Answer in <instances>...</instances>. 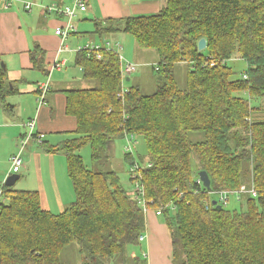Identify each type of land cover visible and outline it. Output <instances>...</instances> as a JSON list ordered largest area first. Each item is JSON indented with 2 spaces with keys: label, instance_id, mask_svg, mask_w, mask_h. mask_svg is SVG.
<instances>
[{
  "label": "trees",
  "instance_id": "16d2710c",
  "mask_svg": "<svg viewBox=\"0 0 264 264\" xmlns=\"http://www.w3.org/2000/svg\"><path fill=\"white\" fill-rule=\"evenodd\" d=\"M117 21L95 19L91 33H128L141 48L155 50L157 89L145 94L135 85L124 92L114 50H104L102 59L77 52L76 64L90 82L65 91L77 136L53 145L38 133L47 152L66 155L76 199L54 213L42 207L39 191L5 184L0 264H64L62 252L73 242L80 244L82 264H147L128 247L141 245L150 210L169 226L181 264H264V117H254L258 107L251 104L264 98V0H166L156 14L126 17L122 27ZM202 38L207 47L200 51ZM45 54L38 44L31 49L36 69L46 71ZM236 54L247 63V79H232L229 61ZM3 64L0 59V101L9 110L7 99L18 89ZM179 65L188 67L185 85L177 81ZM126 135L146 143L140 174L146 207L134 192L133 154L124 153L128 183L116 170L89 169L79 154L90 145L94 164L110 163L114 141ZM243 185L255 195L236 196L241 210L212 203L216 192Z\"/></svg>",
  "mask_w": 264,
  "mask_h": 264
},
{
  "label": "crops",
  "instance_id": "0c3cea01",
  "mask_svg": "<svg viewBox=\"0 0 264 264\" xmlns=\"http://www.w3.org/2000/svg\"><path fill=\"white\" fill-rule=\"evenodd\" d=\"M5 1L7 0H0V59L4 62L8 77L16 84L18 91L10 95L9 100L7 99L11 107L9 110H4L0 101V184L6 182L14 174L11 173V159L21 149V140L28 131L24 125L26 122L35 119L36 132L43 135L41 141H49L53 145L65 141L61 139L53 141L55 140L54 135L76 133V118L66 113L65 91L79 89L71 85L76 81H86L80 66L75 61L77 49L84 38L81 23L83 18L87 19L84 13L86 11H80L78 14L81 15L79 23L76 22L79 32L63 40L55 33V30L58 26L64 25L62 23L65 17L55 13H46L43 9L51 3L64 5L66 0H36L34 3L39 9L36 11L32 9L34 12L26 10L23 5L13 9L12 3L6 7ZM86 2L90 3L91 0H86ZM144 2L153 3L154 9L162 8L163 4H166V0H145ZM109 10H111L110 4ZM92 21L94 25V20ZM84 25L88 26L82 30L93 34L91 32L94 29L89 31V24ZM40 30L43 33H39ZM37 44L46 52L44 63L46 71L36 69L31 60L30 51ZM64 45L68 47V50L60 51ZM55 60L64 65L61 68H53ZM68 65L72 67V72L63 73V67ZM56 71L59 74L54 80L52 76ZM50 74V82L52 79L50 89L44 102L40 103L38 99L40 85L48 79ZM126 79L130 80V75ZM56 84L60 86L56 87ZM7 147L10 151L5 154ZM22 155L24 159L21 169L26 171L25 179L33 184L27 187L33 189L22 190L39 191L42 207L54 213L63 211L74 202L76 195L67 173V160L63 152H47L37 137L28 142L21 152V157ZM21 169L15 173L20 176L18 181L23 176L19 174ZM141 244L144 246L141 255L147 264H180L174 254L171 230L165 222H162L155 210L146 213V229Z\"/></svg>",
  "mask_w": 264,
  "mask_h": 264
},
{
  "label": "rangeland",
  "instance_id": "374dc122",
  "mask_svg": "<svg viewBox=\"0 0 264 264\" xmlns=\"http://www.w3.org/2000/svg\"><path fill=\"white\" fill-rule=\"evenodd\" d=\"M8 1L12 2L13 4L12 8L14 9L15 7H19L22 5L24 6L25 2L34 3L36 0H8ZM73 1L74 0H66L64 5H70L73 3ZM144 1L145 0H91L90 3H87V10L86 12H84L86 13L85 15L87 16V19L83 18L82 23H81V32L83 33V37H84L82 39L81 46H84L90 42L105 43L107 39L119 40L122 45V48H119L117 44H114L112 42L114 49L119 54L124 56L126 61L138 64L137 71L133 72L130 75L131 79L127 80L125 78V81L123 82V87L129 88L131 86L139 85L145 94H152L156 91L157 86H158V74H157V70L155 67L158 65L159 60H160L159 55L155 50L141 48L140 46L136 44L135 38L131 34H128V33H118L110 37L100 38L96 34H90V33H87L86 30H82V28L88 26L84 24H89V27H90L89 31H92L94 29L92 20H95V19L103 20L109 17H115L118 20L117 21L118 26L122 27L126 17L156 14L165 6L163 4L162 8L158 7L157 9H154L153 7H155V5H153V3L144 2ZM109 4H110L111 10H109ZM38 9L39 8L34 5L33 10L36 11ZM116 14H118V16H114ZM80 16L81 15H78L75 18V21L78 23H79ZM63 24H65V21H63L62 25ZM52 29L54 30V28ZM39 33H43V31L40 30ZM71 37H72L71 38L72 40L74 35ZM229 65L233 68V71H234V74L232 75V79L242 78L245 71L247 70V63L244 59L240 57L239 54L234 55V57L229 61ZM67 72L68 73L72 72V67L69 65L67 67H63V73H67ZM187 73H188L187 65H179L177 67L176 76H177V81L179 82L180 85H185ZM58 74H59L58 71L54 72L52 78L54 77V80H55ZM51 82H52V79H51ZM71 85L76 88L88 87V85H90V82L88 80L84 82L76 81L72 83ZM59 86L60 84H56V87H59ZM238 95L245 97V98L249 97L247 93H239ZM251 104L254 108L258 107L257 109L254 110V117L256 118L264 117V98L255 99L251 102ZM58 136H61V137L58 138ZM58 136L54 135L55 140L53 141H57L59 139H61V141H64L66 139L76 137L77 134L76 133L74 134L62 133V134H59ZM127 145H128V140L126 136L123 138L116 139L113 143V158L110 161V163H107V164H102L103 161H100L99 163H95V164L92 162L90 145H85L79 151V154H81L86 166L89 169H95L97 171L98 170H101V171L116 170L121 176L122 180L128 183L129 172L127 171L129 169V166L126 165V163L124 162L125 147ZM131 145L133 148V154L137 158L138 163H140L141 166L146 165L147 148H146V143H145L144 138L141 135H135L134 138L131 140ZM8 151H10L9 147L6 148L5 154H8ZM22 159H24V155H22ZM19 174L23 176L19 180L20 182L18 181L16 183L15 185L16 189H19V190L33 189V188H27V187H31V185L33 184L28 179L27 180L25 179L26 171L23 168L21 169V172ZM244 174L246 176L247 185H250V182H251L250 163L245 164ZM213 197L217 198V195H213ZM241 205H242L241 201H239L236 198V196L231 195L225 207L229 209L241 210ZM143 249H144V246L142 244L139 246L138 245L129 246L128 252L134 258L142 257L143 255H141V253ZM62 260L64 264H82V253L80 252V244L73 242L69 246H67L62 252ZM177 262L180 264L182 263V258L180 255L177 256ZM106 264H110V263L106 261ZM131 264H135V262Z\"/></svg>",
  "mask_w": 264,
  "mask_h": 264
},
{
  "label": "built area",
  "instance_id": "2783aa9c",
  "mask_svg": "<svg viewBox=\"0 0 264 264\" xmlns=\"http://www.w3.org/2000/svg\"><path fill=\"white\" fill-rule=\"evenodd\" d=\"M6 2V7H9L12 2L10 1H5ZM35 3L33 2H25L24 7L26 10L31 11L34 7ZM46 13H55L59 14L61 16L65 17V24L63 26H58L55 30V33L62 37L63 40L67 39L70 35L72 34H77L79 32L77 23L75 21V18L78 16L79 12H84L87 10V2L86 0H74L72 4L70 5H59L57 3H51L49 5L44 6L43 9ZM112 42L114 44H117L119 48H122V45L120 42L117 40H109L107 39L105 43H94L90 42L84 46H79L77 51H85L87 56H95L97 59H102L103 58V51L104 50H114V46L112 45ZM68 50V47L66 45L62 46L60 48V51H65ZM117 52V51H116ZM118 53V52H117ZM119 54V53H118ZM120 60L122 62V77L123 80L125 81V78L128 75H131L133 72L137 71L138 69V64L136 63H131L125 60L124 56L119 54ZM64 65L62 62L54 61L53 68H61ZM50 77L51 74L49 75L48 79L40 85V94H39V101L40 103L44 102L45 96L48 93L50 89ZM244 79L248 78V74L244 73L243 75ZM128 91V88H124V92ZM28 131L26 132L25 136L21 140V149L20 151L12 156V169L11 173H18L23 166V159L21 157V152L25 148V146L28 144V142L33 139L38 137V133L36 132V120H29L24 124ZM40 138L43 137V135L39 136ZM126 138L128 140V145L125 147V153H131L133 154V148L131 145V140L134 138V135H126ZM39 139V138H38ZM40 140V139H39ZM134 155V154H133ZM141 168L142 166L140 163H135L130 171H131V178L132 180L135 181V188L134 192L136 193V197L138 199H142V205L146 207V201L144 200L145 196V191H144V186H142V181L140 178L141 174ZM201 181V180H200ZM5 185V182L0 184V205L1 203L5 200L4 198V189L3 186ZM244 193H249V194H254L255 195V190L253 188H247L245 185H243L239 190L233 192V191H219L216 192L218 203L225 206L228 203L229 197L231 195L238 196ZM237 197V199H238ZM209 205V204H207ZM141 240H144V235L140 236Z\"/></svg>",
  "mask_w": 264,
  "mask_h": 264
},
{
  "label": "water",
  "instance_id": "95a60500",
  "mask_svg": "<svg viewBox=\"0 0 264 264\" xmlns=\"http://www.w3.org/2000/svg\"><path fill=\"white\" fill-rule=\"evenodd\" d=\"M206 47H207V41L205 38H202L199 41V50L202 51V50L206 49ZM3 66H4V64H3ZM19 177L20 176L18 174H13L6 180L5 184L7 186H14L16 184V182L18 181ZM200 179H201L202 183L204 184V186L210 190L211 189V180H210V177L206 171L200 172ZM212 203L219 208L222 207V205L219 204L218 200H216V199L213 200Z\"/></svg>",
  "mask_w": 264,
  "mask_h": 264
}]
</instances>
